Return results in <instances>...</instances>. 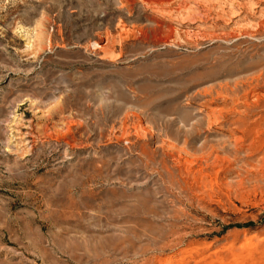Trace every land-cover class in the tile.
I'll use <instances>...</instances> for the list:
<instances>
[{
	"label": "rangeland",
	"instance_id": "rangeland-1",
	"mask_svg": "<svg viewBox=\"0 0 264 264\" xmlns=\"http://www.w3.org/2000/svg\"><path fill=\"white\" fill-rule=\"evenodd\" d=\"M0 264H264V0H0Z\"/></svg>",
	"mask_w": 264,
	"mask_h": 264
},
{
	"label": "bare ground",
	"instance_id": "bare-ground-1",
	"mask_svg": "<svg viewBox=\"0 0 264 264\" xmlns=\"http://www.w3.org/2000/svg\"><path fill=\"white\" fill-rule=\"evenodd\" d=\"M30 141V140H29Z\"/></svg>",
	"mask_w": 264,
	"mask_h": 264
}]
</instances>
